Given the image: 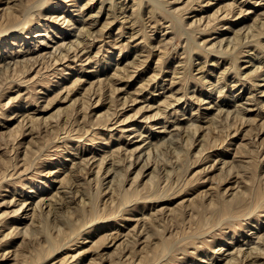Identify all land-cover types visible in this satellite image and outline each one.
Masks as SVG:
<instances>
[{"label": "rangeland", "instance_id": "374dc122", "mask_svg": "<svg viewBox=\"0 0 264 264\" xmlns=\"http://www.w3.org/2000/svg\"><path fill=\"white\" fill-rule=\"evenodd\" d=\"M262 238L264 0H0V264H225Z\"/></svg>", "mask_w": 264, "mask_h": 264}, {"label": "bare ground", "instance_id": "6f19581e", "mask_svg": "<svg viewBox=\"0 0 264 264\" xmlns=\"http://www.w3.org/2000/svg\"><path fill=\"white\" fill-rule=\"evenodd\" d=\"M37 4H39L38 2H37ZM160 4V3H159ZM158 4V5H159ZM40 5H42V4H40ZM55 8V7H54ZM16 25V24H15ZM12 27H13V25H12ZM4 30V29H3ZM80 41H82V40H80ZM126 101V100H125ZM177 142V141H176ZM151 148V147H150ZM158 147H156V149H157ZM148 149H149V147H148ZM151 150V149H150ZM157 151V150H156ZM150 153H151V151H150ZM149 155V154H148ZM139 156V155H138ZM147 158H149V156L147 157ZM146 159V158H145ZM150 163V162H149ZM148 162H147V160H145V162H144V166H148V164H149ZM131 164V163H130ZM147 164V165H146ZM85 168V167H84ZM80 171V170H79ZM119 171V170H118ZM99 172V171H98ZM120 174H122L121 172H119ZM118 173V174H119ZM79 174V173H78ZM97 174H99V173H97ZM116 175H118L117 173H115ZM115 177V176H114ZM117 177V176H116ZM117 179V178H116ZM112 180H113V178H112ZM120 180V179H119ZM113 181H115V179L113 180ZM113 183V182H112ZM71 187V186H70ZM67 190H69V189H67ZM66 190V191H67ZM71 190V189H70ZM74 190L72 189V191L71 192H73ZM79 191L80 190H78V193H79ZM64 192V191H63ZM60 193H62V192H60ZM64 193H66V192H64ZM63 193V194H64ZM74 193H76V192H74ZM78 193H76L77 195H78ZM81 193H82V191H81ZM254 194V193H253ZM60 196H61V194H59ZM66 195H67V193H66ZM69 195V194H68ZM74 195V194H73ZM82 195H85V194H82ZM59 196V197H60ZM63 196V197H62ZM61 196V198L60 199H57V200H59L58 202H52L51 203V201H50V206H51V208H50V212H48V213H53L54 215L55 214H59V217L61 216L60 215V213L59 212H61L62 213V211L63 210H66L65 208H69V209H72L71 207H73V206H75L76 205V207H74L73 208V210L75 209V210H79V206L77 207V205H78V203H77V201L79 200V199H77V198H75V196L76 195H74V196H69L70 198H68V196H67V198L64 196V195H62ZM79 196V195H78ZM78 196H76V197H78ZM83 198H85V196L83 197ZM83 198H82V201H83ZM27 201V200H26ZM54 201H55V199H54ZM134 201V200H133ZM40 202V201H39ZM39 202L37 203V204H39ZM81 202V201H80ZM84 202H86L85 200H84ZM26 203V202H25ZM74 203V204H73ZM76 203V204H75ZM83 203V202H82ZM23 204V203H22ZM73 204V205H72ZM80 204V203H79ZM35 205V204H34ZM42 205V204H41ZM21 206H23V205H21ZM21 206H20V208H21ZM36 206V205H35ZM35 206H34V210H35ZM36 207H38L39 208V206H36ZM43 207V206H42ZM19 208V209H20ZM37 209V208H36ZM34 210H33V213H34ZM49 210V209H48ZM68 210V209H67ZM66 210V211H67ZM73 210H71V212H74ZM38 211H41L40 209L38 210ZM96 212V211H95ZM36 213H37V210H36ZM36 213H34V215L36 214ZM42 213H44L43 212V210H42ZM38 214V213H37ZM57 214V215H58ZM97 214V213H96ZM39 215H41V214H39ZM52 215V214H51ZM67 215V214H66ZM45 216H47V215H45ZM56 216V215H55ZM34 217V216H33ZM35 217H38V219H37V224L39 225L43 220H42V218H40V216H37V215H35ZM61 218V217H60ZM96 218V217H95ZM33 219H35L36 220V218H32V220ZM54 219H59V218H54ZM91 219V218H90ZM85 221V220H84ZM93 221V220H92ZM36 222V221H35ZM47 222V221H46ZM45 222V223H46ZM63 222V221H62ZM33 223V222H32ZM53 223V222H52ZM34 224V223H33ZM47 225H48V223H47ZM61 226V225H60ZM70 226H71V224H70ZM42 227L43 228H46V226L45 225H42ZM30 228H31V226H30ZM32 228H33V226H32ZM38 229V228H37ZM36 226H35V230H33V232H37L36 230ZM26 231H27V229H25ZM24 230V231H25ZM53 230V229H52ZM70 229H68V228H66V229H64V231L63 232H65V233H70V231H69ZM23 231V232H24ZM50 231V230H49ZM48 231V232H49ZM30 233H32V232H30ZM58 233V232H57ZM48 237V236H47ZM74 237V236H73ZM44 238V237H43ZM261 238V237H260ZM262 240L264 241V238H262ZM262 240H258V243H259V241H262ZM69 241V240H68ZM257 243V244H258ZM261 243V242H260ZM61 246V245H60ZM59 246V247H60ZM253 246H254V244H253ZM255 246L256 247H254V248H252L250 251H246V252H243V254H242V256H240V254H239V251H240V248H239V250H238V254H236V256H231V257H229L230 258V260L229 259H227V260H229V261H226V263L225 264H243V263H248V264H250V263H254L255 261H257L259 258H261L264 254V242H262V244H258V245H256L255 244ZM252 247V246H251ZM250 247V248H251ZM242 248V247H241ZM256 248V249H255ZM244 249V248H243ZM237 250V249H236ZM242 250V249H241ZM40 252V251H39ZM241 253H242V251H240ZM42 253V252H41ZM234 254H235V252H234ZM233 254V255H234ZM240 256V257H239ZM264 261V260H263ZM263 263V262H262ZM261 263V264H262ZM256 264V263H255Z\"/></svg>", "mask_w": 264, "mask_h": 264}]
</instances>
